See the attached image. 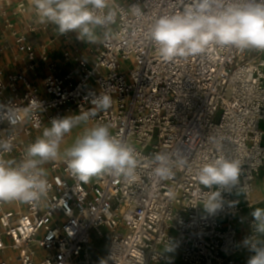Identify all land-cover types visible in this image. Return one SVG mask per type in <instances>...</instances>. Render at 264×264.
Listing matches in <instances>:
<instances>
[{
    "label": "built area",
    "instance_id": "obj_1",
    "mask_svg": "<svg viewBox=\"0 0 264 264\" xmlns=\"http://www.w3.org/2000/svg\"><path fill=\"white\" fill-rule=\"evenodd\" d=\"M190 2L109 0L116 22L99 28L91 62L66 52L69 70L40 85L23 72L0 71V116L7 109L20 116L14 127L0 121V140L13 143L11 152L0 150L5 159L19 162L52 119L90 111L102 93L112 97V106L87 121L108 125L137 158L133 177L104 173L87 183L61 160L44 164L51 185L46 199L0 202V264H241L237 257L249 251L244 240L264 247L251 215L255 182L264 174V131L258 127L264 121V51L253 49L258 54L248 59L249 49L213 47L201 56L163 61L149 28L159 15ZM133 5L144 15L133 17ZM5 24L14 27L8 18ZM17 45L27 59L36 58L25 36ZM40 60L49 61L46 52ZM121 61L131 62L128 72ZM221 155L240 161L238 183L226 191L197 180L200 168ZM158 167L171 174L158 176ZM215 191L223 207L209 214L204 204ZM93 238L104 240V253Z\"/></svg>",
    "mask_w": 264,
    "mask_h": 264
},
{
    "label": "clouds",
    "instance_id": "obj_2",
    "mask_svg": "<svg viewBox=\"0 0 264 264\" xmlns=\"http://www.w3.org/2000/svg\"><path fill=\"white\" fill-rule=\"evenodd\" d=\"M31 4L38 23L55 25L60 35L75 32L78 40L93 44L101 40L97 29H106L117 18L109 0H31ZM131 15L141 17L144 13L133 5ZM107 35L105 31L103 36ZM149 36L165 62L201 56L213 47L264 51V0H191L179 12L159 15L149 28ZM92 103L95 107L90 111L52 119L50 127H45L42 135L27 147L19 162L0 155V202L36 205L46 199L51 185L42 166L51 161L61 160L66 171L83 183L104 173L134 176L137 166L134 150L112 136L108 125L85 129L71 146L61 149L66 134L89 117H95L98 110L107 111L113 100L102 93ZM5 118L13 127L20 122L14 109H7L6 117L0 116V121ZM12 147L11 137L0 140L3 153L11 152ZM157 160L163 161L164 157L157 156ZM155 171L162 178L171 174L165 167ZM239 176L240 161L221 155L200 168L197 180L206 187L215 185L226 191L238 183ZM221 191L207 198L204 208L209 214L222 209ZM251 215L258 222L257 230L264 233V208L257 207ZM243 243L254 253L247 264H264V247H257L247 239Z\"/></svg>",
    "mask_w": 264,
    "mask_h": 264
},
{
    "label": "crops",
    "instance_id": "obj_3",
    "mask_svg": "<svg viewBox=\"0 0 264 264\" xmlns=\"http://www.w3.org/2000/svg\"><path fill=\"white\" fill-rule=\"evenodd\" d=\"M20 4L25 6L24 12L19 10ZM7 18L14 25L12 29L6 27L5 20ZM21 35L25 36L27 43L35 50L36 58L33 61L27 59L26 54L19 51L17 37ZM88 45V41L78 40L75 32L60 35L55 25L38 23L31 0H0V71H3L4 75L23 72L34 84L40 85L46 76L62 75L69 70L71 64L64 59L66 52L76 53L81 59L91 62L98 45H94L91 49ZM43 52L49 56V61L46 63L40 60V55ZM50 64L54 65V69L50 68ZM7 95L14 97L9 91H7ZM74 115L79 114H68L66 117ZM92 127L94 125L88 121L78 124L65 135L61 149L69 147L72 140L82 135L85 129ZM255 194L256 189L253 198L257 202V207L260 208L264 197L257 200ZM252 255L254 253L245 251L237 258L241 264H247V260Z\"/></svg>",
    "mask_w": 264,
    "mask_h": 264
},
{
    "label": "rangeland",
    "instance_id": "obj_4",
    "mask_svg": "<svg viewBox=\"0 0 264 264\" xmlns=\"http://www.w3.org/2000/svg\"><path fill=\"white\" fill-rule=\"evenodd\" d=\"M98 34L101 35L100 30L98 28L97 30ZM99 41L97 43H89L88 46H90V49L94 47V45H98ZM88 48V47H87ZM258 54L257 51L253 50V49H249L246 57L248 59H252L254 56H256ZM132 64L130 61H121V67L123 68L124 72H128L129 69L131 68ZM86 124V123H83ZM258 127L260 130L264 131V121L259 122ZM84 133V132H83ZM82 133V134H83ZM75 140H72L69 144V146H71L74 143ZM255 189H256V194H255V198L257 200H261L264 197V174L263 172H261L259 174V176L256 179L255 182ZM260 208H264V203L260 204ZM94 243H96V246L99 248V250L101 251V253H104V251L106 250V243L104 242V240H98L96 238H93Z\"/></svg>",
    "mask_w": 264,
    "mask_h": 264
}]
</instances>
